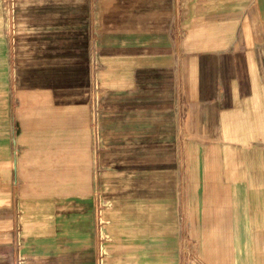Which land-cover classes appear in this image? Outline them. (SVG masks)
<instances>
[{
	"label": "crops",
	"instance_id": "1",
	"mask_svg": "<svg viewBox=\"0 0 264 264\" xmlns=\"http://www.w3.org/2000/svg\"><path fill=\"white\" fill-rule=\"evenodd\" d=\"M70 13L68 7L62 20L66 27L57 31L62 38L32 52L33 59L52 62L27 66L18 53L10 63L14 82L0 103L5 111L0 114V153L14 158L9 167L0 157V264H17L22 253L35 258L33 252L45 247L43 238L60 246L59 223L68 211L58 203L69 196L55 188L70 183L58 172L45 180L36 172L43 168L39 162L53 163L44 167L49 171L72 169L73 139L77 166L91 161V116L103 112L104 102L99 108L80 81H71L72 73L86 74L91 58L100 67V85L110 82L128 96L137 94L134 88L140 85L149 96L141 121H129L131 138L141 131L144 145L157 136L166 146L168 107L178 104L176 60L184 73L190 107L185 131L196 163L188 193L180 180L181 192L174 197L178 212L170 224L178 245L159 240L168 223L162 221L167 208L161 204L149 214L157 213L161 229L157 242L144 238V264H264V0H79L73 32ZM0 22L7 24L5 17ZM93 26L100 42L94 52L88 50ZM151 94L157 98L154 114ZM66 154L57 162L48 157ZM45 203L51 204L47 212L52 214H47L54 221L43 234L25 218L39 217ZM185 233L190 240L183 247ZM74 240L79 246L84 237Z\"/></svg>",
	"mask_w": 264,
	"mask_h": 264
},
{
	"label": "rangeland",
	"instance_id": "2",
	"mask_svg": "<svg viewBox=\"0 0 264 264\" xmlns=\"http://www.w3.org/2000/svg\"><path fill=\"white\" fill-rule=\"evenodd\" d=\"M97 1L90 0L91 3ZM19 4L22 5L20 9ZM68 7L73 32L77 27L75 24L79 0H0V19L5 17L7 21L5 27L0 25V103L5 101L10 83L14 82L10 63L15 60L16 54H22L23 64L27 66L39 63L46 65L52 62V59H33L31 55L34 50L41 51L51 47L53 42L48 40L62 38L61 33L57 31L66 27L62 20L67 17ZM34 11L37 13L35 16L32 15ZM4 32L7 33L6 37ZM96 34L98 35L93 26L90 33L91 42L88 44V50L92 52L96 49L95 43L100 45L99 40H96ZM18 35L19 38H16ZM71 47L72 53L77 51V43H72ZM176 62L179 68L174 91L178 104L168 107L172 108V111H168L170 120L167 122V133L170 135L162 139L166 141V146L160 143L161 139L157 136H152L150 143L144 145V138L138 136L141 131H136L134 141L131 138L133 134L129 130V121L132 118L135 120L140 118L141 121L145 114L143 111H148L149 107L144 104L146 110H143V103L149 96H144L142 86L134 88L136 89L134 93L137 94L131 92L128 96L126 90H119L115 85L109 84L110 82L100 85L96 74L100 67L95 65V58H91L85 75L72 73V84L80 81L82 91L86 90L90 99L93 102L97 101L99 108L101 101L104 102L103 112L91 116V164L82 162L77 166L79 160L76 157L79 155L73 151L77 149L74 148L77 145L74 139L69 155H48L55 162L63 156H71L72 169L49 171L44 167H50L53 163L39 162L38 166L43 168L38 169L36 177L40 180L52 178L53 173L58 172L66 183H70L55 188L69 196L64 198L65 202L58 203L64 205V210L68 213L66 220L59 223L61 230L63 229L58 237L60 246L52 247L53 240L43 238L46 241L45 247L33 252L35 258L28 259L22 253L17 264H144V256L147 254L143 245L144 238H152L157 242L156 239L160 235L158 230L161 229L157 213L156 216L149 214L157 211L161 204L167 208V214L162 217V221L166 218L168 223L166 228L162 226L166 231L159 240L167 242V246L178 245L174 223L173 226L170 224L171 220L176 221L178 212L174 197L181 192L180 180L184 181L182 186L184 195L188 193L189 178L193 172L191 167L196 163V155L188 146L191 139L185 130L190 107L185 92L182 66L178 60ZM151 96L150 108L153 113L158 106L155 105L157 102L155 94ZM131 100L134 101L135 107H132ZM4 113V105L1 104L0 114ZM155 113L156 115L152 116L153 121L158 119L157 111ZM173 118H176V122ZM154 123L157 125V121ZM155 133L158 131L155 130ZM0 157L6 159L7 166L11 167L13 153L9 155L2 151ZM94 158L97 161L96 167ZM40 206L44 207L40 208L42 212L39 217H26L25 221L27 225L32 221L36 223L35 228L44 234L53 229L51 223L54 219L52 215L47 214H52L47 212L51 204L45 203ZM81 235L84 242L78 246L74 239ZM189 240L190 235L185 233L183 247ZM186 247L189 249L190 246ZM184 252L188 253V250Z\"/></svg>",
	"mask_w": 264,
	"mask_h": 264
}]
</instances>
